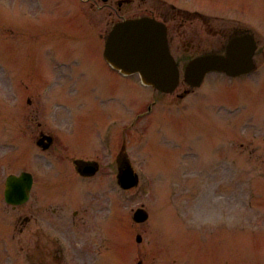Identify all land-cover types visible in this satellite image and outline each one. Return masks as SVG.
<instances>
[{"label":"rangeland","instance_id":"374dc122","mask_svg":"<svg viewBox=\"0 0 264 264\" xmlns=\"http://www.w3.org/2000/svg\"><path fill=\"white\" fill-rule=\"evenodd\" d=\"M10 1L23 5V8L30 10L31 14L36 12V6L35 8L28 6L33 4L32 0ZM113 1L111 0L110 2ZM162 2L169 8L171 6H177L182 9L186 8L190 10L188 13L194 10L201 12L204 10L208 13L207 15L215 17L212 19L214 21L210 20L209 22L202 23L195 20L198 16L195 18L194 15L187 16L185 14L186 17L183 15L180 17L169 16V18L174 19L170 30V45L172 53L175 56L183 54L186 49V54L194 53L196 49L198 51L217 49L223 45L231 33L241 27L253 30L260 43H264V0H163ZM55 3L59 6L63 2L61 0L55 1ZM69 3L68 0L67 4H65L68 8L62 14V19L53 21L49 23V26L42 29V26L36 27V32L29 31L28 25H25L26 27L13 26L14 32L18 33L19 41L24 43V41L35 42L37 40L39 42L41 40H51L54 35L56 36L54 30L73 28L75 24L76 34L84 37V39L80 38V45L85 48L90 46L93 39L97 40L98 37L102 39L106 35V32L112 26L113 20H111V17L108 18L102 14L100 8L103 6V2L100 0L95 1L93 4L90 3L89 7H85L82 10H74L73 13L77 15L78 20L72 19L69 13V9L71 8V4ZM141 3L143 4L141 5ZM138 4L143 10H140L139 7L137 8ZM157 6H159V1L156 0H135V4L130 7L133 10H130L128 15L140 14L146 8L150 9ZM50 12L49 6L47 11L48 17L51 15ZM84 20L87 21L85 25L82 23ZM101 23L103 26L100 25ZM12 24L15 25V23ZM71 30L73 31V29ZM68 35L72 40H78L77 37L73 36V33H68ZM191 40H193V43ZM9 41H14L13 44H15L17 39L10 36ZM100 45L102 51L103 42ZM9 47L12 48L13 45H9ZM99 50L100 48H95L93 54L97 55L95 56L97 57V61H101L104 64L98 53ZM33 57L34 61L31 64L33 71L39 68V71H42L43 61L51 59L50 56L43 59L38 52L34 53ZM258 60L260 66L258 73L242 78L239 82L235 81L234 83L237 82L236 84H231L230 82L219 84L222 78L215 75L210 79L208 87L203 86V88L195 90L183 100L177 99L176 95L165 96L155 101L159 102L155 109V115L163 114L167 117L169 123L155 120L156 124H162L163 127H154L149 132V137H146V133L143 130L144 127L139 126L136 131L138 134L129 139V141H134L131 147L132 152L129 153L130 155H127L129 161L133 152L137 151L139 163L148 162L150 170L145 169L144 171L149 176V172H151L155 181L151 183L153 186L152 191L149 190L151 192L149 194L142 192L141 184L138 188L140 190L122 192L121 195H117L116 197L115 210L119 215L114 220L112 231L108 236L113 254L118 259H121L123 263L137 264L139 260H142L143 264H185L187 259H189V264H198V261L194 258L200 256H192L193 254L189 253L186 249L187 247L184 246V243L195 241L194 238H198L197 233L188 229L189 227L196 228L198 225H195V223L197 224V222L205 223L204 227L201 226V231L203 232L209 226H216V223L221 224L224 220L230 223L231 229L236 228L237 232L235 235H238L236 241L234 237L232 241H230L229 237L227 238V252L229 253L230 251L229 258L234 263H238L243 258H247V261L250 262L252 260L248 258H252L253 253H259L261 250L264 252V195L262 194L264 192V56H260ZM17 61L20 64L21 53L17 54ZM23 79L28 83L32 79L31 72L27 71ZM131 80L129 83L135 84V80L133 78ZM124 81L122 79V86H124ZM135 86L142 92H146L141 89L142 87L138 79ZM181 88H179L180 90L177 93H181L183 90ZM11 90L13 91L11 81L9 84L0 87L1 94L7 91L11 93ZM45 94L46 90L38 91L30 86L26 91H20V93L7 96V99L0 98L2 102H16L14 100H16V96H19L22 98L21 102H26V98L31 96L35 97V99L39 98L41 102H44ZM236 94L237 96H235ZM56 98L60 99V97ZM142 98H136V102H153L150 98H145L141 101ZM174 102L180 103L173 105L172 103ZM98 131L99 128L94 130L96 134ZM77 132L79 136L83 135L80 125L77 126ZM166 135L171 137L168 140H164V136ZM123 138L118 143L113 140L110 142V146H114L113 148H115L113 153L116 151L120 153L124 152L121 145ZM126 139L128 140V138ZM154 142L155 144H160L155 145ZM242 143H247L248 146ZM32 144L34 145V143ZM138 145L141 147L144 145V150L140 152V148L137 147ZM175 146L182 147L183 149L177 150ZM190 146H195L194 148L199 147L200 153L206 150L210 155L207 157L208 161L205 162L204 158L199 161L200 166H205V168L202 167L203 171L195 168L189 173L193 176L196 184L184 195V199L181 202L179 201L178 207L180 205L184 206V208L180 207L178 210L179 216H182L184 213L187 216V218L185 216L183 218L188 223L185 226L178 219L170 218L173 217L172 211L174 210L170 201V195L172 183L180 184L181 181H184L183 178L181 179L183 171L178 166L182 164L180 162L183 161V156L189 151L188 148ZM241 146H245V148ZM246 147L248 148L246 149ZM25 149L23 153L15 151L13 153L14 157L8 163L3 162L2 164V160H0V264H19L21 263L19 259L23 258V254L31 255L35 250L34 245L38 243V237H40L32 233L35 225L32 227V224H30V230H26L24 234H21L20 224L22 218L19 219V222L18 218L22 214L31 216L34 211L37 212L35 209L37 206L35 197L38 187L43 188L47 178L49 186V180L55 176L52 170L53 166L49 165L52 155L39 152V149L35 145L31 148L29 142H27ZM82 154L87 156L84 153ZM15 157H21L23 161L18 163ZM103 158L107 160V156H102ZM135 164L136 166H141L138 163ZM141 168L144 169L145 167L141 166ZM23 169L35 171L39 183L37 182L34 189L35 197L33 196L24 209L14 211L4 201V179L7 174L18 173ZM49 172L52 175L46 176ZM243 173H245V176ZM210 178L212 179L211 182H209ZM218 179L221 181H216ZM107 183L108 179H104V182L93 186L99 194L106 193V195H109L107 193H112L116 195V190L111 188V184L108 187L109 183ZM69 184L74 187L73 181ZM259 184L261 185L260 188L258 187ZM204 186L208 189H213L214 193L218 191L220 193L226 192V198L220 199L225 201L218 200V202H222L218 206L211 202L207 203L208 205L210 204V207L209 209L200 211L203 215H198V213L193 214L190 212L191 209H189L188 203L198 201L199 196L201 199L200 194ZM194 189L197 191H193ZM257 189L261 191H257ZM190 192L195 195H190ZM156 193L157 202L154 203ZM53 196L45 201L43 200L42 203L53 206H64L66 204L64 201L57 202V200L61 199H58L60 196H57L56 193ZM175 200L176 198L173 202ZM157 203L159 205L169 204L167 214L164 213V216L167 217H164L163 221H157L155 220L156 218L151 216L142 225L133 222L132 216L134 210L143 205L150 213L152 211L156 212V209H158L156 208ZM200 203H196V205L198 206ZM261 204H263V208L258 209L257 206ZM216 206H220L219 212L216 211ZM212 210L218 217H215L216 215H214ZM65 215L58 214L53 215V217L58 219L55 220L58 223L59 220L63 221L66 218ZM198 218H201V220L196 221ZM154 220L156 224L155 230L160 231L164 244L177 240L182 242L176 246L166 245L165 249L164 247L161 248L159 239L151 228ZM250 220H255L263 226L261 228L255 227L245 232L246 225ZM55 226L57 227V224ZM70 227H72L71 224ZM62 234L68 237L71 233L64 232ZM138 234H143V241L141 243H137L136 241ZM45 236L47 238L46 241L49 242L50 236ZM222 241H224V238H222ZM18 248H20L23 254ZM167 249H171L168 256L165 255ZM36 253L35 251V255ZM187 255H189V258H187ZM260 262L264 264L262 256ZM106 264L115 263L106 262Z\"/></svg>","mask_w":264,"mask_h":264}]
</instances>
